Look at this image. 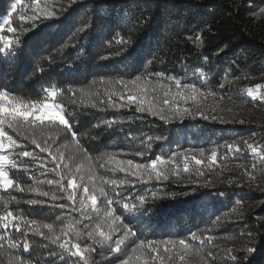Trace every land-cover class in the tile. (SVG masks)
<instances>
[{
    "label": "trees",
    "instance_id": "obj_1",
    "mask_svg": "<svg viewBox=\"0 0 264 264\" xmlns=\"http://www.w3.org/2000/svg\"><path fill=\"white\" fill-rule=\"evenodd\" d=\"M12 2L0 0V16L11 11ZM52 7L58 19L37 21L34 29L20 37L15 55L0 54V86L7 85L14 94L36 99L41 97V86L57 85L62 90L70 123L76 125L77 139L93 158L87 160L71 136L61 133L54 147L64 152L62 163H70L73 169L81 162L90 164L97 192L103 187L114 201L115 192H119L121 200L127 196L129 200L124 202L138 205L140 210L134 213L125 210L123 202L111 206L121 222L136 232L121 246V252L112 251L114 242L93 244L86 235L81 236V246L94 249L89 254V264H122L129 257L135 264V257L140 255L136 248L140 239L187 240L192 252L186 257V264H264V161L244 144L247 140L264 149V101L252 100L244 91L264 85V0H53ZM12 20L13 27H17L18 10L12 13ZM81 28L84 31H77ZM120 38L125 43H118ZM157 72L215 93L185 105L210 118L205 120L197 115L195 119L187 117L183 122L172 120L166 124L147 112H136L135 105L120 109L106 106L107 81ZM152 79L155 82L156 77L153 75ZM81 88L99 90V99L84 98L81 102ZM101 100L105 103L101 104ZM91 103L98 107H90ZM212 116L217 119H211ZM106 120L118 122L106 127ZM9 134L14 135L11 130ZM52 135L56 137L55 132ZM21 142L27 150L45 157L47 168L54 166L46 153H39L29 141ZM233 142L240 145V151H228L226 145ZM213 147L218 152V163L211 169L203 168L204 175L200 177L181 172L179 179L170 176L162 183H136L115 190L102 183L103 179H135L113 172L107 159H97L105 152L117 153L118 159L147 163L157 155L168 158L174 151L187 148H204L206 159ZM137 151L145 155L136 156ZM19 163L27 165L29 171L18 167L10 170V176L26 188L55 178L52 172L42 174L45 169L30 157L21 158ZM205 181L210 182L208 187L203 186ZM38 187L48 191L49 196L0 189V214L5 212L7 202V210L14 214L53 223L57 230L79 221L75 226L86 233L109 210L106 198L98 196L97 210L87 209L93 219L81 220L78 211L57 206L71 202L51 199L53 193L62 196L55 185L39 183ZM147 189H163L178 195L159 199L149 196L139 206L134 197ZM29 199L44 203L28 205ZM121 222L114 227L119 228ZM104 230H108L106 225ZM192 232L212 240L201 245L191 240ZM2 234L20 236L14 231ZM121 234L122 230L116 232L113 241ZM27 240L29 250L25 252L21 246L18 252L31 264H82L79 257L65 255L61 259L59 255H49L60 250L39 235L29 232ZM248 247L255 251L247 253ZM197 249H201L199 254ZM208 252L213 257H208ZM233 255L236 261L231 260ZM0 264H8V252L0 251Z\"/></svg>",
    "mask_w": 264,
    "mask_h": 264
},
{
    "label": "snow or ice",
    "instance_id": "obj_2",
    "mask_svg": "<svg viewBox=\"0 0 264 264\" xmlns=\"http://www.w3.org/2000/svg\"><path fill=\"white\" fill-rule=\"evenodd\" d=\"M75 3L76 0H71ZM53 0H13L10 5L11 11L6 15L0 16V54L5 57L15 55V49L21 44L20 37L28 31H31L37 26V21L58 19L57 12L52 7ZM18 10L19 25L13 27L12 13ZM264 11V9H261ZM126 15V14H125ZM43 18V19H42ZM29 24L30 27L25 28L24 25ZM77 31H84L83 28ZM12 33L9 36L5 33ZM199 40V37H197ZM118 43H125L123 38L118 40ZM39 63V62H37ZM43 71V69H40ZM203 75L201 69L196 70ZM35 75V73H33ZM156 77L153 82L152 76ZM167 83H163V80ZM103 82V81H102ZM108 88L105 92L108 96L106 106L114 109L128 108L135 105L136 112L158 117L166 124L172 120H183L187 117L195 119L197 115L207 120L210 117L202 111L193 112L188 105L189 102L195 104L198 97L206 95H215L212 92H205L197 87L194 83H182L180 78L175 76L165 77L164 73L157 72L148 74L147 76L136 75L133 79H118L109 80L106 82ZM174 86V89H173ZM221 87L224 85L221 84ZM69 91H73L69 89ZM247 96L252 100L264 101V85L257 84L255 87L244 89ZM41 97L36 99L25 98L24 96L14 94L7 85L0 86V189L9 190L15 189L20 192L36 193L40 196L48 197L49 192L38 187L39 183H46L49 186L55 185L62 193V196H57L55 193L51 195L53 201L57 199H66L71 202L70 205L60 204L58 207H70L72 212H79L81 220H92L93 217L88 214L87 209L91 208L96 211L98 208L97 200L99 197L106 198L109 210L104 213V218L101 222L96 223L91 230L82 232L75 224H70L67 227H61L57 230L53 223H41L36 219L26 218L22 213L14 214L13 211L7 210V202L5 203V212L0 214V251L8 252V264H31V261L22 257L18 250L23 248L27 252L30 248V243L27 240L28 233L43 237L52 245L59 248V253L53 251L49 255H59L61 259L68 257H79L82 264H89V254L94 250L90 246H81L79 242L81 236L86 235L93 244H112L113 252H121V246L131 236H135L136 232L127 223L121 222L120 215H115V209L111 206L115 203L123 202L125 210L130 212L139 211L136 203H128L129 197L124 196L120 199L121 194L115 192L117 199L114 201L103 187L97 192L94 184L95 172L92 166L85 165L83 162L76 164L73 169L70 163H62L65 161V154L59 147H54L56 138L61 133L65 136L70 135L75 142L77 149L82 152L85 158L91 161L93 158L89 155L85 146L81 145L77 139L78 132L74 130L75 124L70 123L69 113L64 107V96L62 90L55 84L52 86H41ZM81 102L84 98L99 99V90L95 89H79ZM117 97L118 99H113ZM72 103H76L75 100ZM101 104L105 103L103 100ZM92 108L98 107V104L91 103ZM211 119H217L212 116ZM116 120H106V127H111ZM242 122V121H241ZM96 127H99L97 125ZM11 130L13 134H9ZM56 133V137L52 133ZM95 138V137H94ZM151 137H149V140ZM157 139H160L157 137ZM29 141L34 145L39 153H46L47 157L51 158L52 168H47L48 163L45 157L39 156L34 151L26 149V145L21 141ZM143 143V142H141ZM246 147L252 154L259 155L261 161H264V149L244 141ZM229 152L235 150L240 151V145L236 142L226 145ZM204 148H187L179 151H174L171 157L164 158L157 155L149 162H135L132 159H118L117 153H102L97 159H107L112 164L113 172H120L125 176L134 177V180L129 179H103L102 183L113 186L114 190L119 187L134 186L136 183L150 185L153 182L162 183L168 181L170 176L180 178L181 172L195 174L197 177L203 176V168L211 169L218 163V152L216 147L211 149L210 155L205 159ZM199 153L200 158H198ZM136 156L143 157V151L135 152ZM30 157L33 161H39L40 167L47 172H52L55 178L38 181L37 185L23 186L19 181L10 176V170L22 168L25 172L29 171L27 165L19 163L21 158ZM100 167H105L101 164ZM87 175V179H86ZM67 181L66 184L64 181ZM197 183V181H191ZM92 184V187H90ZM210 185L209 181H205L204 187ZM178 193L165 192L163 189L152 190L147 189L144 194L136 195L134 198L139 202V206H143L149 198L159 199L167 196L175 197ZM182 195H188L183 193ZM219 195H223L222 193ZM15 199V198H13ZM28 205H42L44 201L38 199H29L26 201ZM78 205V206H77ZM117 222H121L119 228L114 227ZM108 230L105 231L104 227ZM88 226L85 225V228ZM46 230V231H45ZM122 230V234L113 241V235ZM20 233L19 237L5 235L2 233L11 232ZM192 241H198L201 245L205 240L209 242L212 237L201 238L196 232L190 233ZM5 242L7 248H5ZM163 245V248H161ZM140 250V255L135 257V264H186V257L192 252V245L185 239H160V240H139L136 246ZM11 250V251H9ZM201 249L196 250L199 254ZM231 251V250H229ZM247 253L251 254L255 251L254 248L248 247ZM212 252H208V257H213ZM236 256H231L232 261H236ZM122 264H133L132 258L125 259Z\"/></svg>",
    "mask_w": 264,
    "mask_h": 264
}]
</instances>
